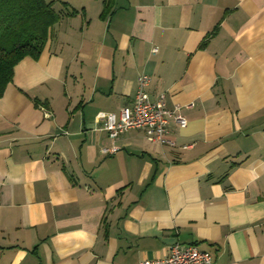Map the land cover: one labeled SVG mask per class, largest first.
<instances>
[{
  "label": "crops",
  "instance_id": "obj_1",
  "mask_svg": "<svg viewBox=\"0 0 264 264\" xmlns=\"http://www.w3.org/2000/svg\"><path fill=\"white\" fill-rule=\"evenodd\" d=\"M45 2L59 21L0 95V264H138L175 243L264 264V0ZM143 74L187 120L171 145L103 130Z\"/></svg>",
  "mask_w": 264,
  "mask_h": 264
},
{
  "label": "built area",
  "instance_id": "obj_2",
  "mask_svg": "<svg viewBox=\"0 0 264 264\" xmlns=\"http://www.w3.org/2000/svg\"><path fill=\"white\" fill-rule=\"evenodd\" d=\"M156 53V48L152 50ZM150 84L148 75H141L137 79L135 96L130 107L122 108L118 115H106L103 130L110 140H116L125 131L137 130L144 133L147 142L151 145H171L167 140L169 135V119L179 128L187 126V120L180 114V107L173 111L165 109L164 95H160L154 102L148 97L147 89ZM192 104L186 106L191 108ZM116 148L103 149V154H113ZM138 264H214L212 256L200 251L195 245L175 243L168 247L167 255L160 259H145Z\"/></svg>",
  "mask_w": 264,
  "mask_h": 264
},
{
  "label": "trees",
  "instance_id": "obj_3",
  "mask_svg": "<svg viewBox=\"0 0 264 264\" xmlns=\"http://www.w3.org/2000/svg\"><path fill=\"white\" fill-rule=\"evenodd\" d=\"M58 21L53 2L0 0V95L22 60L39 58Z\"/></svg>",
  "mask_w": 264,
  "mask_h": 264
}]
</instances>
